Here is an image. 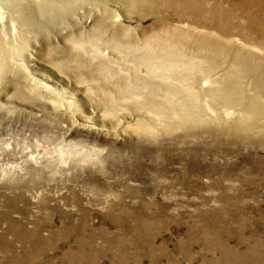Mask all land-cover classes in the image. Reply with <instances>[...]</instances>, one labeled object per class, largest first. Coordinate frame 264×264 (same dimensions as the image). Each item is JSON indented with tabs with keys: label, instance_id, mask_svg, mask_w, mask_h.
<instances>
[{
	"label": "rangeland",
	"instance_id": "obj_1",
	"mask_svg": "<svg viewBox=\"0 0 264 264\" xmlns=\"http://www.w3.org/2000/svg\"><path fill=\"white\" fill-rule=\"evenodd\" d=\"M36 2L56 5L26 24L40 120L21 136L0 110V264H264V0ZM228 72L235 108L205 90Z\"/></svg>",
	"mask_w": 264,
	"mask_h": 264
},
{
	"label": "bare ground",
	"instance_id": "obj_2",
	"mask_svg": "<svg viewBox=\"0 0 264 264\" xmlns=\"http://www.w3.org/2000/svg\"><path fill=\"white\" fill-rule=\"evenodd\" d=\"M132 1L134 3H137L139 0H132ZM55 8H56V5L53 2L52 3L51 2H49V3L48 2H42V3L36 2V3H34V6L29 5L28 0H3L0 3V50H1V53H0V88L2 89L1 93H6V94H0V110L2 111L1 113H3L4 123L6 122V124L8 125V129H10L12 127L15 129H19V131L21 132L20 133L21 136L23 135V127L22 126H23V123L25 122V121H23L24 118L25 117H31L32 120L39 121L40 120V107H41L39 104L38 105L40 107L37 106V102L40 103L39 99L36 98L35 95L33 96L31 94H28V91H26V89H27L26 79L29 77L28 72L30 71V73H31V70H32L30 68L31 65L29 66V64L27 62L28 59H27V52L26 51L28 49L29 40H28V35L26 34V24H27V21L29 19H31L32 17L36 18L38 14H41L44 18L46 17L47 19L51 18L54 15H52L50 17V14L53 12V10ZM59 9H60V7H59ZM64 9L65 8L61 5V10H59L58 16L60 15V13H62L64 11ZM30 10H31V12H30ZM44 21H45L44 25L46 26L51 22V19L49 21H47V20H44ZM152 41H153V39L147 38V40H146L147 46L146 47H149L151 50H154L155 44H153V43L150 44ZM121 43H122V40H120V44ZM120 47H121V45H120ZM143 50H145V49H143ZM47 51H48L47 55L52 56V53H51L52 50L49 49ZM210 51H212V50L210 49ZM48 61H50V60H48ZM52 62H54V60H52ZM86 62H87V60L83 61L81 59L77 60V62H76L75 68H79V70H80L79 75L80 76L82 75V72H83L82 68H84L85 66H88V67L90 66V64L88 62L86 65ZM40 63L41 62H37V64H40ZM62 63L64 65V62H62ZM260 64L261 63H256L255 65L258 68V66ZM49 65H52V64H49ZM49 65H42L43 67L41 66V68L43 70H45L46 72L47 71L50 72L52 74L53 78L54 77L56 79L61 78L64 81L67 80L70 82V80L67 77H62L60 72L55 71V69H54L55 67H52ZM55 65L59 66V69H60V66L61 67L63 66L61 64L58 65V63H55ZM92 65H93V63H92ZM244 65L245 66L243 68H249L248 62L245 61ZM52 68H53V71H52ZM250 68H252V65H250ZM189 70L192 74L195 73L196 75L199 74L200 72H207V73L210 72V71L205 70L204 64L202 61L197 62V64H193V66H191ZM262 70H264L263 67H262ZM76 72H78L77 69H76ZM263 73H264V71H263ZM35 75L37 76V74H35ZM186 75H191V74H186ZM80 76L77 79H78V81L81 82L80 79H82V77H80ZM207 76H211V75L209 74ZM204 77H206V76H204ZM223 78L225 80V82H224L225 86L224 87L223 86L216 87V88L209 87L208 90L207 89H205V90L209 94H211L212 98L217 99V100L222 101V102L224 101L226 105L233 106L235 108V106L239 105V102H240V95H239V91H238V90H240V87L237 84V81L233 80V75L231 72L226 73ZM207 79H209V78H207ZM36 80H37L36 84H32V86L33 87L34 86H38V87L40 86V88H41L40 90H42L41 91L42 93H43V91H47L48 93H50V92L54 93V92L58 91V89L54 86V84H51L54 82H53V80H51L50 77L45 78V76L43 77L41 75V79H40V77H37ZM71 80L74 81L73 79H71ZM189 80H190V78L187 77L186 81H189ZM9 81L11 82V84L14 85L12 91H9L8 88H10V87H7L9 85ZM50 81H51V83H50ZM78 81L75 82L74 88L78 87L77 86L79 84ZM72 85H73V83H72ZM117 86H118V88L121 86L120 87L121 90H125L126 88H128V90H129V89H131L132 84L127 83L125 86H122V84H118ZM5 90L8 92H5ZM34 90H36V89H33V91ZM60 91H61V89H60ZM108 93L109 92L106 93V97L109 100V102L107 103V106L114 108L116 103L114 101H110V100H112V95L108 94ZM200 93L191 92L189 96L187 95V98H185L184 101L171 103L173 106L176 107L174 112L176 114L178 113V116H179V119L181 120V122L185 121V119L190 118V116L194 113L193 108L198 107L200 105L199 104V96H198ZM59 101H60V99H59ZM169 103H170V101H169ZM143 104H145V103L143 102ZM69 105H71V104H69ZM251 105H254V104H251ZM256 108L257 107L253 106V108H251V110H255ZM29 110H31V111H29ZM260 110H263V108H261ZM67 114H68V112H67ZM73 119H74V117H73ZM15 121H16V123H15ZM1 124H2V126H0V129L2 130L3 123H1ZM0 133H1L0 135H2L3 131H0ZM4 141L7 142V139H5L3 137L1 139V142H4ZM7 144H9V145H7V146L5 145L3 147L1 146L2 150H5V151L11 150L10 148H12V147L10 145H12L14 143L13 142H9V143L7 142ZM16 145H18V143H16Z\"/></svg>",
	"mask_w": 264,
	"mask_h": 264
}]
</instances>
